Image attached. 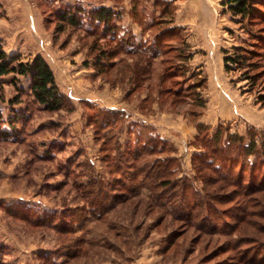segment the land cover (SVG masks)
I'll list each match as a JSON object with an SVG mask.
<instances>
[{
  "label": "rangeland",
  "instance_id": "rangeland-1",
  "mask_svg": "<svg viewBox=\"0 0 264 264\" xmlns=\"http://www.w3.org/2000/svg\"><path fill=\"white\" fill-rule=\"evenodd\" d=\"M118 1L20 0L31 12L21 34L27 35L29 46H44L45 57L54 68L57 83L67 103L58 111L47 112L33 104L26 90L19 104L13 105L10 100L16 95V85L12 83V76L0 81L2 115L5 118L15 112L27 115L26 121L18 125L21 131L18 137L0 135V264L232 262L235 253H222L219 250L227 240L221 234L224 223H231L232 219L211 215V221H206V224H201L202 221L196 217L190 223H184L169 209L181 205L184 200L191 202L195 198V191L201 188L200 181L193 179L195 173L191 164L192 154L199 146L197 140L194 141L198 122L211 128L223 123V127L228 126L230 132L244 137L252 131L259 142L264 137V103L257 102L258 96L264 95V20L248 23L247 20L232 18L225 5L226 0H206L212 9L214 24H218V32L210 33L207 38L197 37L199 34L194 32L191 37L188 28L179 25L186 34L191 52L190 41L195 42L193 46L201 47L194 49V58L182 69H185L184 74L176 77L174 86L186 90L190 82L200 78L194 74L195 78L192 79L191 72L202 69L201 76L205 78L202 95L206 104L203 109L185 104L180 111H175L171 110L168 101H163L161 106L154 101L141 102L146 91L130 92L131 85L127 79L122 78L112 67L104 73H96L93 64L97 52L102 48H110L111 51L116 45L111 41H103L100 29H94L86 16L81 18L80 24L71 25L62 22L57 14L66 6L90 10L99 5H115L123 12L122 24L131 27L137 38H140L141 26L133 22L131 17V0ZM171 3L174 8L173 23L178 25L174 17L176 5ZM140 4L142 6V2ZM2 7L0 4V10ZM139 8L137 5L136 12ZM148 8L152 9L150 5ZM185 11L184 8L180 11L182 20L186 18ZM157 17L158 13H155L154 18ZM30 18L36 21L31 28L28 27ZM167 24L163 21L159 27ZM155 31L156 28L147 29L144 37L152 36ZM166 44L181 48L176 40L166 41ZM233 47H243L246 51H253L254 55H249L247 63L241 68L225 71L224 65H218L217 62L221 57L223 59L224 51L233 52ZM35 51V48L29 49V54H25L23 59L31 57V52ZM126 61L130 64L128 66H132V59ZM158 61L160 57L155 61V68L161 70ZM171 62L175 70H180V60L172 59ZM250 64H253V68ZM118 67L121 69L123 65L119 63ZM244 72L252 76L253 81L246 79ZM154 81L156 83L157 80ZM114 111H120L126 117L116 115L117 127L113 130L106 128L95 131L97 125L91 123L96 118L101 120L105 114L112 117L106 112ZM131 122L146 124L145 132L150 129L152 134L165 140V149L160 156L173 160L170 168L175 170V176L192 182L191 191L184 193V200L181 191H173L176 202L147 209L135 204L137 199L148 200L150 191L140 189L135 197L98 219H94L86 210L77 211L82 203L76 196L75 184L86 182L88 177L96 173L105 180L111 178L101 161L103 153L100 144L103 138H110L106 148H112L111 156L122 154L119 165L121 172L128 170L124 159L128 156V150L123 147L115 150L110 144L116 142L117 138L121 143L126 141L127 138L122 136L126 130L122 129L127 124L131 125ZM2 127L4 124H0V129ZM119 131H122L120 136ZM96 135L99 137L95 138ZM122 182L127 180L122 179ZM126 186L131 187V184L127 183ZM133 203L138 209L135 216L130 218ZM228 206L231 204L223 208ZM27 209L31 212V219L53 220L59 228L74 226L71 220L79 217L83 219L85 216L84 224L79 221L75 227V235H83L80 249L75 252L68 245L69 241L64 242L66 235H59L51 224L39 227L26 220L28 216L24 213ZM212 222L218 224L217 230L208 229V223ZM200 225H205L201 232ZM248 250L250 257L256 256L257 252Z\"/></svg>",
  "mask_w": 264,
  "mask_h": 264
},
{
  "label": "trees",
  "instance_id": "trees-1",
  "mask_svg": "<svg viewBox=\"0 0 264 264\" xmlns=\"http://www.w3.org/2000/svg\"><path fill=\"white\" fill-rule=\"evenodd\" d=\"M114 2L119 1L114 0ZM137 5L140 8L136 12ZM149 5L152 7L151 10L148 8ZM225 5L232 18L247 20L248 23L264 20V0H226ZM114 6L99 5L90 10L80 6H66L57 14L62 22L71 25L80 24L81 18L86 16L94 29H100V38L103 41H111L116 45L111 51L110 48H102L97 52L93 64L96 73H104L111 67L116 69L117 73H120L122 78H126L131 85L130 92L146 91L141 101L143 103L154 101L161 106L163 101H168L171 110L175 111H180L185 104L203 109L206 104L202 95L205 78L201 76V70L191 72L192 79L195 78L194 74L200 78L190 82L186 90L174 86L176 77L184 74L185 69H182L189 64L192 52L186 42L183 28L173 23L172 3L167 0H131V17L133 22L141 26L140 38H137L131 27L122 24L123 12ZM155 13H158L157 18H154ZM163 21L168 24L159 27L163 25ZM151 28H156V31L152 36L144 37L147 29ZM169 40L178 41L181 48L167 45L166 41ZM173 52L176 54L171 55ZM224 53L225 71L234 70V67L241 68L247 63L249 55H254L253 51H246L243 47H233V52L224 51ZM116 57L117 60H113ZM158 57H160L158 62L162 66L161 70L155 68ZM128 58L132 59V66H128L130 65L126 61ZM172 59L180 60L178 66L180 70H175ZM119 63L123 68H117ZM250 66L253 68V64ZM6 75L12 76L14 85L17 76L29 77L27 92L33 104L41 110L55 112L67 103L66 96L58 87L51 68L41 54H35L26 60H23L20 54L8 55L0 39V76ZM243 75L249 81H253V77L246 72ZM154 79L157 80L156 83ZM148 80L151 82L143 86L142 84ZM15 89L16 95L10 100L13 105L19 104L20 97L25 91L17 86ZM257 102L264 103L263 94L258 96ZM106 113L113 116L105 114L101 120L98 118L92 120L91 124L97 125L95 131L106 128L113 130L117 127L116 115L125 116L120 111ZM26 117L27 115L15 112L5 119L0 108V124L6 123V127L0 129V135L7 138L18 137L21 133L18 125L25 122ZM223 125L219 123L211 128L202 122L196 124L197 133L194 141L197 140L196 144L199 146L192 154L191 164L195 173L193 179L200 181L201 188L199 191L194 190L195 198L191 202L185 201L183 195L192 189L190 187L192 182L175 176V170L170 168L173 160L160 156L165 149V140L159 135L152 134L150 129L145 132L146 124L131 122V125L127 124L122 129L126 130L125 135L124 132L122 135L127 138L126 141L121 143L117 138L116 142L110 144L115 150L122 147L128 150V156L124 157L128 170L121 172L122 168L119 165L122 154L111 156L112 148H106L110 138H103L100 144V151L103 153L101 161L111 178L105 180L96 173L88 177L86 182L75 184L77 185H74L75 191H80L76 192V196L82 203L77 211L86 210L85 212L92 214L94 219L101 218L102 214L125 204L144 188L150 191L148 200L137 199L135 204H140V207L143 205L147 209L162 207V204L166 206L167 203L176 202L173 199V191L179 190L182 192L183 203L169 209L172 213H176L177 219L190 223L196 217L202 221L201 224L211 221V215L232 219L231 223H224L221 234L227 237V240L219 250L222 253H235L229 264H264V137L259 142L252 131L244 137L236 132H230L228 126L223 127ZM121 133L122 131H119L118 135ZM122 179L127 182H122ZM127 183L131 184V187H127ZM229 204L231 206L223 208ZM137 209L133 203V209L131 208L132 211L129 212L130 218L135 216ZM30 213L28 209L24 213L28 216L26 220L39 227L51 224L59 235H66L64 242L69 241L68 245H71L74 251L80 249L83 235L76 236L75 227L79 221L84 224L85 216L83 219L79 217L71 220L74 226L59 228L53 220L31 219ZM70 215L74 214L70 213ZM200 226L201 232L205 225ZM207 227L209 230H217L218 224L208 223ZM68 238L71 240H67ZM248 249L257 252L256 256L250 257Z\"/></svg>",
  "mask_w": 264,
  "mask_h": 264
},
{
  "label": "crops",
  "instance_id": "crops-1",
  "mask_svg": "<svg viewBox=\"0 0 264 264\" xmlns=\"http://www.w3.org/2000/svg\"><path fill=\"white\" fill-rule=\"evenodd\" d=\"M170 2H174L176 5V13H175V22L178 25H182L183 28L185 26L188 28V32L190 33L189 36L192 37L191 34L194 32L198 33L197 37H204L207 38V36L210 33L218 32V24H214V15L212 12V9L210 8L208 2L206 0H168ZM20 0H0V4L3 6L0 10V39L2 40V45L4 51L8 55L12 54H20L22 58L25 56V54H29V49H36L35 52H31L32 56L35 54H41L49 67L51 68L55 81L57 83L56 74L54 73V68L52 67V64L48 61V59L45 57L46 53L43 51L42 48L44 46L38 45V47H31L29 46L28 42L29 39L26 38L27 35L22 36L21 33H23L24 28L26 27V18H28L29 14L31 13L29 9L25 7L24 3H21ZM182 5V7H180ZM20 7V8H19ZM185 9L186 11V18L182 20L181 18V9ZM32 18V17H31ZM30 18V22L28 24V27H32L35 25V22L33 19ZM33 20V22H32ZM181 22V23H180ZM34 25H33V24ZM197 24L196 26L194 24ZM37 24V23H36ZM195 30H193V28ZM188 37V36H187ZM28 40V41H27ZM189 40V37H188ZM190 41V40H189ZM209 39H207L208 43ZM39 42V40H38ZM198 43L199 41L196 40ZM195 42L190 41V45L192 48V59L195 55V48H200L199 45H192ZM39 44V43H37ZM33 51V50H31ZM27 59V57H26ZM23 59V60H26ZM222 57L220 60H218L217 64L220 65L223 64ZM201 69V67H198ZM202 70V69H201ZM11 75L6 76H0V81L9 79ZM16 86L18 88H21L23 90H27L30 80L27 76H17L16 77ZM58 87L60 88L59 84L57 83ZM4 117V116H3ZM5 118V117H4ZM7 118V117H6ZM5 118V119H6ZM4 127H6V123H4Z\"/></svg>",
  "mask_w": 264,
  "mask_h": 264
}]
</instances>
